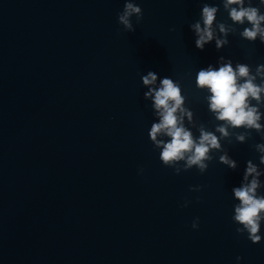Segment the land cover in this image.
<instances>
[{"label":"water","instance_id":"obj_1","mask_svg":"<svg viewBox=\"0 0 264 264\" xmlns=\"http://www.w3.org/2000/svg\"><path fill=\"white\" fill-rule=\"evenodd\" d=\"M218 2L135 0L143 19L128 32L125 0H0V264H150L258 161L253 132L225 145L237 171L217 158L177 175L148 137L142 74L180 80L211 125L197 70L221 55L264 63V44L238 34L195 47L189 25Z\"/></svg>","mask_w":264,"mask_h":264},{"label":"clouds","instance_id":"obj_2","mask_svg":"<svg viewBox=\"0 0 264 264\" xmlns=\"http://www.w3.org/2000/svg\"><path fill=\"white\" fill-rule=\"evenodd\" d=\"M221 7L226 19H218ZM133 14H140L141 6L135 0H125L118 13V23L124 30L134 32ZM194 35L195 47L203 51L214 42L217 51L230 44L229 36L239 37L249 43L257 40L264 44V0H219L218 3H203L199 19L189 25ZM143 98L150 102L153 122L148 137L153 149L158 152L163 166L179 175L182 171L197 169L204 174L211 162H218L232 171L240 168L225 145L244 144L255 132L260 142L253 148L258 154V163L246 161L238 185L231 188L233 198L232 221L236 233L245 235L252 243L264 238V63L253 70L251 64L233 61L223 55L215 64L200 67L195 75V87L204 95L207 110L213 121L211 125L196 119L195 111L188 104L180 80L171 76L161 77L149 70L141 75ZM144 168L138 174H144ZM202 185L191 186L190 191L200 192ZM199 199V198H197ZM190 200L180 207H188ZM192 229L199 228V217L192 221ZM243 258L236 257V264Z\"/></svg>","mask_w":264,"mask_h":264}]
</instances>
